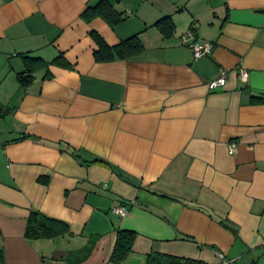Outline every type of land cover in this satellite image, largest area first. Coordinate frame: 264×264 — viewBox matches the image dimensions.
<instances>
[{"label":"crops","instance_id":"1","mask_svg":"<svg viewBox=\"0 0 264 264\" xmlns=\"http://www.w3.org/2000/svg\"><path fill=\"white\" fill-rule=\"evenodd\" d=\"M100 1L0 0V264H112L119 229L121 264H264V0H109L113 25ZM33 213L67 232L29 238Z\"/></svg>","mask_w":264,"mask_h":264},{"label":"trees","instance_id":"2","mask_svg":"<svg viewBox=\"0 0 264 264\" xmlns=\"http://www.w3.org/2000/svg\"><path fill=\"white\" fill-rule=\"evenodd\" d=\"M92 11L93 13H100L101 15L105 16L109 21L115 23L119 21L122 17L121 15L115 11L112 4L109 0H101L95 6H91L87 8V10L83 13V15H87L88 12ZM135 36H131L125 40H122L119 44L115 45L114 47H110L106 45L101 39L98 41L99 48L95 50V56L98 60H112L115 57V54L123 55L125 47H132L131 44L134 43ZM29 59L28 57H26ZM61 57L55 60V62H59ZM39 61V59L33 61ZM31 61V59H30ZM28 61V62H30ZM40 62V61H39ZM43 67L46 65L43 62H40ZM29 65V64H28ZM27 72V73H26ZM32 80L31 74H29V70H25V72L19 73L18 81L23 86H27L30 84ZM95 162L103 163L106 162L96 160ZM68 226L64 222L53 220L47 218L46 216L40 213H33L28 221L26 235L31 239H38V238H47V237H56L58 235H62L67 232ZM137 237V233L133 230L129 229H119L117 230V237L116 242L114 245L113 252L110 257V262L112 264H121L123 263L128 256L133 251V246L135 239ZM90 249L85 251V256L89 254ZM165 257V256H163ZM170 259V257H168ZM188 263V262H187ZM147 264H164L157 255H150ZM169 264H182L179 261H173ZM193 264V263H191Z\"/></svg>","mask_w":264,"mask_h":264},{"label":"built area","instance_id":"3","mask_svg":"<svg viewBox=\"0 0 264 264\" xmlns=\"http://www.w3.org/2000/svg\"><path fill=\"white\" fill-rule=\"evenodd\" d=\"M190 37H192V32H188L186 35L183 36V42H189ZM192 56L194 60L199 59L202 56H206L211 54L213 49V44L211 42H199L198 40H193L192 43H190ZM228 73L226 70H220L219 75L217 78L211 80L208 84L209 88L214 90L219 87H223L226 85ZM241 77L246 80L248 77V73L245 71L241 72ZM237 143L235 141H232L229 144V152L234 153L237 151ZM112 212L117 214L120 217H125L128 214V208L125 205H116L112 208ZM219 257V264H228L229 261L225 258L223 253H217Z\"/></svg>","mask_w":264,"mask_h":264},{"label":"rangeland","instance_id":"4","mask_svg":"<svg viewBox=\"0 0 264 264\" xmlns=\"http://www.w3.org/2000/svg\"><path fill=\"white\" fill-rule=\"evenodd\" d=\"M130 264H139V262H137V261H135L134 259H132V260L130 261Z\"/></svg>","mask_w":264,"mask_h":264}]
</instances>
